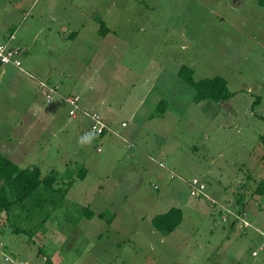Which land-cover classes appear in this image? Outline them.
I'll return each mask as SVG.
<instances>
[{
    "label": "rangeland",
    "instance_id": "rangeland-1",
    "mask_svg": "<svg viewBox=\"0 0 264 264\" xmlns=\"http://www.w3.org/2000/svg\"><path fill=\"white\" fill-rule=\"evenodd\" d=\"M44 3L0 0V42L13 33L30 71L0 66V154L58 178L25 206L0 209V264L4 254L49 264L39 247L51 264H264L261 236L228 211L241 208V197L246 218L264 228V194L253 192L264 179V1L136 0L128 14L125 0H108L111 31L78 47L39 28ZM183 66L195 80L224 78L233 96L197 100L178 74ZM44 80L79 93L133 146L105 133L80 147L89 120L71 117L58 96L48 102ZM193 177L217 204L191 195ZM173 207L183 210L176 228L155 229L151 219ZM15 226L33 229V238Z\"/></svg>",
    "mask_w": 264,
    "mask_h": 264
},
{
    "label": "trees",
    "instance_id": "trees-1",
    "mask_svg": "<svg viewBox=\"0 0 264 264\" xmlns=\"http://www.w3.org/2000/svg\"><path fill=\"white\" fill-rule=\"evenodd\" d=\"M9 44L11 43L9 42ZM22 71H25L27 74L30 72L25 68ZM178 74L196 89L195 98L199 101H205L208 99L217 102L223 101L231 98L234 94L228 88L227 80L220 76L206 77L195 80L192 76V70L188 66L181 67L178 71ZM43 82H46L47 84H55L54 82H49L48 80H44ZM61 94L65 95L62 92ZM44 95L46 98V93ZM255 100L258 102L259 97ZM260 140L264 144V133H262ZM80 177H84L83 169L80 171ZM57 179V174H49L42 177V172L39 165L22 168L16 162H13L6 156L0 154V209L8 213L12 210V207L16 205L25 206L27 198L31 196L36 190H38V188H44L46 191L52 190ZM72 182L73 181L71 180L68 182V184L70 185ZM253 192L264 194V179L258 181L256 187L253 189ZM237 203L241 205V208L238 209V211L244 210L243 198L240 197L237 200ZM182 212L183 210L181 207L170 208L167 212L155 215L151 219V223L155 229L161 231L162 233H170L180 223ZM86 213L87 218H92L95 215L92 210H88ZM97 216L103 217V213H97ZM13 231L15 233H27L31 238H33V234L35 232L33 229L23 230L17 226L14 227ZM37 251L39 256L45 255L47 263H52L51 252L48 254L45 253V249L42 247H39Z\"/></svg>",
    "mask_w": 264,
    "mask_h": 264
},
{
    "label": "crops",
    "instance_id": "crops-1",
    "mask_svg": "<svg viewBox=\"0 0 264 264\" xmlns=\"http://www.w3.org/2000/svg\"><path fill=\"white\" fill-rule=\"evenodd\" d=\"M80 1L81 0H45V3H44L45 5L42 8H40V10L42 11V16L43 18H45V21L39 28H41L42 30H47V31L55 28L57 31H59V33L60 31H62L64 38L66 39V41L70 43L69 45L71 47H78V46L83 45L84 43L88 46L87 41H86V38L88 36L89 37L92 36L93 39H95L96 36L103 37V38L107 37L108 33L112 29V27L110 28V26L108 25V21H109L108 15L111 14L109 11L110 8L108 7V0H100L98 3L95 1L93 2V0H90L92 1V3H89V4H84ZM125 1H126V8L129 6L130 9H133L135 6H137V4H133V2L136 0H125ZM34 2H36V0H34ZM109 3L110 4L113 3V0H109ZM30 10L32 11L33 9L31 8ZM126 11L128 13V8ZM134 13L135 12L133 11L131 14H134ZM19 25H21V23ZM12 36H14V38H12ZM16 40H17V37L12 33L8 36V39L6 42H10L12 44V42ZM0 43H3V42H0ZM31 65L32 63L28 64V66L32 67L34 70H37V71L39 70L37 66L35 65L31 66ZM0 66H2L1 72L9 71L14 74H17L16 70L15 71L13 69L6 70L7 68L5 67V65H0ZM17 70L20 71L19 69ZM57 82L58 84L62 85L61 92L63 94L67 95L71 93L68 91L66 85H64L60 81H57ZM36 111H40L41 114L45 112L44 108L41 105H39V108ZM123 122H126V121H123ZM169 176H170V172H169ZM255 194H259V193H255ZM257 228L264 229L263 227H257ZM253 230L256 232L258 237L261 236L262 243H263V236L260 233V231L256 230L255 228H253ZM262 247L264 246L260 244L259 248H262ZM256 252H257V249H253L252 254H256Z\"/></svg>",
    "mask_w": 264,
    "mask_h": 264
},
{
    "label": "built area",
    "instance_id": "built-area-1",
    "mask_svg": "<svg viewBox=\"0 0 264 264\" xmlns=\"http://www.w3.org/2000/svg\"><path fill=\"white\" fill-rule=\"evenodd\" d=\"M14 36H12L13 38ZM22 48L17 46H12L9 44V42L0 43V65H7L10 64L17 69L24 70V67L21 65L20 61V54H21ZM40 86L42 88H45L46 90V98L47 101H52L56 96L62 98L67 105L69 106L68 113L71 117H77L78 115H82L86 117L90 124L89 129L93 130L95 129L97 134L101 133H114L117 137H119L127 147H132V143L129 142L127 139H125L119 132L115 130V128L109 124L102 114L99 111H92L88 108H85L81 103V95L79 93H73V94H65L62 95L60 92L61 86L58 83L55 84H47L46 82L40 81ZM127 122L122 123V127L127 126ZM97 150H101L99 147ZM159 164L162 167H165L162 162H159ZM170 172L171 178H174L177 173L173 170L168 169ZM187 182L189 184L190 193L192 196L199 197L204 196L212 201L213 204H217V201L209 196L206 192V184L200 177H193L187 179ZM157 188V185H155ZM223 208V207H222ZM226 210V208H224ZM233 217L234 221L236 222L237 226L241 229H247V228H255L256 230H259L260 233L263 236V243H264V229L257 228L255 225L251 224V222L246 218V211L240 210L237 212H233L231 210H228ZM222 221H227L225 216H222ZM2 243L0 242V246ZM3 264H29L28 261L19 260L13 255L4 254V261Z\"/></svg>",
    "mask_w": 264,
    "mask_h": 264
},
{
    "label": "clouds",
    "instance_id": "clouds-1",
    "mask_svg": "<svg viewBox=\"0 0 264 264\" xmlns=\"http://www.w3.org/2000/svg\"><path fill=\"white\" fill-rule=\"evenodd\" d=\"M96 136H97L96 130L95 129L90 130L89 132L84 133L78 138L77 144L80 147L90 146L92 142L96 139Z\"/></svg>",
    "mask_w": 264,
    "mask_h": 264
}]
</instances>
